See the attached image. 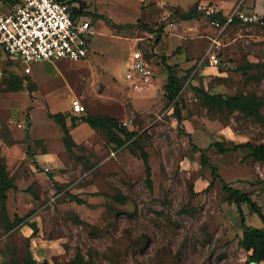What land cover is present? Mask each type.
<instances>
[{
	"label": "rangeland",
	"instance_id": "obj_1",
	"mask_svg": "<svg viewBox=\"0 0 264 264\" xmlns=\"http://www.w3.org/2000/svg\"><path fill=\"white\" fill-rule=\"evenodd\" d=\"M84 1L106 14H89L96 30L89 56L32 61L36 80L22 75L19 85L6 76L0 83V160L13 184L6 198L0 193V264H31V259L32 264H264L250 262L241 243L242 213L256 227H264V218L250 202L240 207L229 199L225 187L250 192L264 213V161L256 160L249 146L233 148L237 142H264V105L259 114L246 115L210 106L202 92L264 99V27H232L215 71H203L212 65L208 61L196 68L203 50L192 67L176 66L183 81L175 100L161 95L145 104L142 95L148 91L133 87L127 69L134 50L148 59L155 54L151 41L157 33L142 20L115 27L108 17L117 22L137 17L138 0ZM152 1L147 0L145 18L159 10ZM197 1L188 11H199ZM182 10L167 5L162 10L167 17L155 29L181 21ZM170 31L181 32V25ZM159 58L149 59L153 70L166 61ZM40 86L56 93V111L70 123L75 98L86 105L84 117H112L114 123L97 128L89 123L78 137L81 143L69 144L56 118L41 121L43 110L34 104L45 112L50 105L37 93ZM130 130L133 136L126 139ZM142 148L152 166L151 184ZM16 217L23 219L15 223Z\"/></svg>",
	"mask_w": 264,
	"mask_h": 264
},
{
	"label": "built area",
	"instance_id": "obj_2",
	"mask_svg": "<svg viewBox=\"0 0 264 264\" xmlns=\"http://www.w3.org/2000/svg\"><path fill=\"white\" fill-rule=\"evenodd\" d=\"M79 8L81 4L74 0H16L12 11L0 13V45L8 55L26 63L45 59H82L89 54L90 37L96 30L92 20L81 14ZM198 8L211 18L210 23L216 27L200 64L207 61L212 65L220 63L218 49L236 18L246 24L264 26V10L250 6L247 0H238L228 13L219 1L200 2ZM219 14L224 19L216 16ZM25 70L30 72V65ZM128 77L138 90H145L154 82L152 64L139 49L134 51ZM72 109L84 113L86 105L75 98ZM123 123L127 125L128 121Z\"/></svg>",
	"mask_w": 264,
	"mask_h": 264
},
{
	"label": "crops",
	"instance_id": "obj_3",
	"mask_svg": "<svg viewBox=\"0 0 264 264\" xmlns=\"http://www.w3.org/2000/svg\"><path fill=\"white\" fill-rule=\"evenodd\" d=\"M74 1H78L81 4V8H79V12L81 14L88 16V18H90L89 17L90 13L91 14H100L103 16L106 15L104 12L98 11V9L95 10L94 8H92L91 4L89 2L88 3L90 6H88L84 0H74ZM124 1L126 2V1H132V0H124ZM134 1L136 2V0H134ZM154 1L158 5L159 10L153 19L152 18L149 19L147 17L145 18V15H144L146 7H148L150 3H153L152 0H150V3H148L147 0H138L140 14L135 18H127V19H123V20L117 22V20L113 19L110 15H108V17L111 18L112 22L116 23V24L138 23L140 20H142L144 23L143 25H145V26L148 25L151 29H153L152 31H155V27H156L155 25H159V22H161L160 20L167 17V14H165L166 12L162 11L163 8H165L167 5H171V4L176 5V6H179L181 9H183L182 11H188L191 8L192 4L195 3V0H185L184 1L185 5H182L183 3L178 2V0H154ZM199 1L205 2V1H212V0H199ZM199 1H197L196 3H198ZM223 1H224L223 4L225 6L224 11L226 13H228L230 10H232V8L234 7V5L236 4V2L238 0H223ZM83 2L85 3V7H82ZM247 2L250 6H253V7L257 6L259 9L264 10V0H247ZM15 4H16V0H0V13H8V12L12 11L13 8L15 7ZM199 11H201V10L199 9ZM101 17L102 16H100V18ZM151 19L154 20V22H152ZM92 24H93V22H92ZM178 24L181 25V29H182L181 32L180 31H170V29H173V27L174 28L177 27ZM147 32H149V31H147ZM155 33H157V31H155ZM215 33H216V27L210 23V20L206 16L193 17L191 19H181V21H178V23L170 22L166 26H164V32L161 33V35L162 34L163 35L161 36L160 40H158V41L152 40L151 41V43L155 44V49H154L155 54L152 55V57H150L149 59L152 61V59L160 57L159 60L166 58V61L161 62L160 64L159 63L156 64V66L153 70L154 82L151 86H149L148 88L143 90V91H146V90L148 91L147 94L142 95V97L146 101L145 104L150 103V102H148L150 100L154 99L153 101H155V99H160L161 95H162L164 100L166 97L168 98V96L166 94L167 90H166L165 86H166V83L168 82L169 72H168V68L166 66V63L176 64V65L180 64V66L182 68L192 67V65H194V63L196 61L195 57H197L200 54V52H202L203 50L204 51L202 54L204 55L206 49L208 48V46L211 42L212 36ZM153 34H154V32H152L150 34V36L153 37ZM173 38L177 39V44L172 45L171 42H169V41L173 40ZM220 48L218 50H220ZM156 53L161 54L162 57L159 56V54L157 55ZM87 56H89V54ZM0 60H1V62H0V79H1L0 83L3 80H5L4 78L6 76L11 77V79L16 80L17 84H19V85L23 84L22 79L20 78V76H22V75L24 77L31 76L34 80H36L37 77L35 74H33V68L30 65V63H26L23 60H21L20 58L11 57L10 55H8L5 52V50L3 49V47L1 45H0ZM45 60H52V59H45ZM17 61L24 62L25 63L24 68L22 66L15 65L17 63ZM133 61H134V55L129 60L130 67L127 69V71L128 70L130 71L132 69L131 66L133 64ZM204 63H206V62H204ZM27 65H30V67H31L30 72H27L25 70ZM219 65H221V64L219 63V64L211 65V66L210 65H204L205 67L203 68V71H205V70L208 72L215 71V69L217 67H219ZM223 65H226V64H223ZM197 67L200 70L201 67H203V66L200 64V65H197L196 68ZM21 91H23V90H21ZM36 91H37V93L43 94V97L48 99V103L50 105V110L48 112L47 111L45 112L43 109V106L40 103L34 104V106L39 105L40 108L43 110L44 114L41 118L42 122L43 121L50 122L53 119H55L53 116H51V114H55L58 112L63 113L62 110H59V109H58V111H56L57 110L56 109L57 95L53 90H50L49 88H47L45 86H40L39 89ZM23 95H24V93H22V96ZM33 107H32V109H33ZM31 110L29 111L30 117H31ZM71 110L73 111V116L71 117L72 123H70V118L65 116L66 117L65 124L69 128V131H70L71 136H72L73 141H74L73 144L78 145L81 143L80 142L81 140H79L78 137H79V135L82 134L83 131H85L86 127L89 126V122L84 119L85 112L84 113H77L72 109V103H71ZM182 116H183V114H182ZM30 117L27 118L29 120V124L33 123V119H31ZM183 119H184V117H183ZM21 125H22V123H20V126ZM92 131L93 130H90V132H92ZM185 131L188 134L191 133L187 130H185ZM40 135H51V134L42 133ZM33 138L34 137L31 135V140ZM88 138H89L88 136H85L86 140ZM216 142L221 143V141H219V140H217ZM239 143H243V142H237L235 144H239ZM17 145H15V146H17ZM15 146L13 147V149H15ZM226 148H228V147H226ZM15 150H17V149H15Z\"/></svg>",
	"mask_w": 264,
	"mask_h": 264
},
{
	"label": "trees",
	"instance_id": "obj_4",
	"mask_svg": "<svg viewBox=\"0 0 264 264\" xmlns=\"http://www.w3.org/2000/svg\"><path fill=\"white\" fill-rule=\"evenodd\" d=\"M73 1V0H68ZM82 7H85V3H82ZM205 16L202 11H197V9H193L190 11H186L181 13V19H191L193 17H199V16ZM220 19H224V17L219 14L216 15ZM209 20L211 18H208ZM115 27H122V24H116L113 23ZM127 25H132V23H128ZM241 25H250L242 22V19L236 18L235 21L229 26L228 30L232 27H238ZM262 26L263 25H257ZM147 28H150L148 25H146ZM151 29V28H150ZM164 29V25H160L155 31H157V39L156 41L160 40L162 30ZM166 66L168 68V82L166 83V90H167V96L170 101L175 100L182 88V76H180L176 70V64H169L166 63ZM204 94V99L207 104L210 106H226L230 110L239 109L240 111L244 112L246 115H257L260 112V107L264 105V99L258 97L256 94H235L232 96H225L222 93H210L208 91L202 90ZM175 111L177 113V117L179 121L183 120L180 104L178 101L175 102ZM56 120H58L65 131V140L69 144H73V138L71 136V133L69 131V128L65 124V115L61 112L51 114ZM86 121H88L93 127H107L110 123H114L112 117H101V116H86L84 117ZM133 130L126 132V139L132 138L133 136ZM111 137L115 134V132L110 131ZM133 142H137L136 139L133 140ZM138 143V142H137ZM217 145H219L221 150H227L226 147L221 146L220 142H216ZM249 146L252 148V154L256 160L264 161V142H261L259 144H253L252 142H243L239 144H234L233 148L237 149L240 147ZM142 157L146 164V170L148 174V181L151 184L152 183V166L149 161L148 152L142 148ZM216 171V168H214ZM12 182L8 179L6 167L4 163L0 160V193L3 198H6V192L7 189L12 187ZM226 189L229 192V199L235 200L237 204L241 207V204L245 201L250 202L254 211L259 213V215L264 218V213L262 212L261 206L252 198L250 192L242 191L238 188L225 185ZM22 217H16L14 222H21ZM242 225L244 227V233L241 239L242 245L245 247V249L248 252V257L250 262H261L264 260V227H256L249 225L246 222L245 215L242 213ZM31 264L33 263V260L31 259ZM45 264H49L46 262ZM81 264H85L84 260H82Z\"/></svg>",
	"mask_w": 264,
	"mask_h": 264
}]
</instances>
